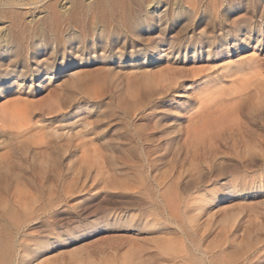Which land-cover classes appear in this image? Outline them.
<instances>
[{"label": "rangeland", "instance_id": "obj_1", "mask_svg": "<svg viewBox=\"0 0 264 264\" xmlns=\"http://www.w3.org/2000/svg\"><path fill=\"white\" fill-rule=\"evenodd\" d=\"M13 3L0 0L2 264H264V0H148L128 42L31 37L18 62L3 51L12 10H44ZM24 105L36 123L16 129Z\"/></svg>", "mask_w": 264, "mask_h": 264}, {"label": "bare ground", "instance_id": "obj_2", "mask_svg": "<svg viewBox=\"0 0 264 264\" xmlns=\"http://www.w3.org/2000/svg\"><path fill=\"white\" fill-rule=\"evenodd\" d=\"M12 1L14 5L20 7L39 4L42 11L44 10V13L40 17L38 16L26 21L22 18L19 11L12 10L13 16L10 19L11 26L4 39L3 51L12 53L15 62L21 61L26 55L28 40L31 37H39L45 42L50 41L54 45V51H57L61 47L66 49V46L67 48H73L71 45L76 43L79 45L77 48H84L89 40L93 42L94 48L100 45L103 49H110L114 43L122 38H124L125 42H128L139 33L142 25L138 15L148 3V0ZM187 1L192 8L196 7L197 0ZM187 11L184 9L175 18L179 19L186 16L188 18L190 13ZM69 28H72L73 33H69ZM80 61L83 62L85 59L81 57ZM71 75L74 81L83 78L79 70L73 71ZM41 77L38 76L39 79ZM153 77L150 72H147L143 75V80L149 83ZM92 80L97 83L102 80V77L94 76ZM5 88L6 86L2 87V89ZM99 92L98 90L96 93L98 94ZM13 120L16 121L14 126L16 129H29L34 122L31 117V107L29 105L17 106ZM33 127L34 125L31 128ZM1 231L0 264L6 261L7 256V249H5ZM162 247L166 250L173 249L170 244H164Z\"/></svg>", "mask_w": 264, "mask_h": 264}]
</instances>
